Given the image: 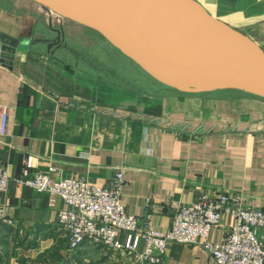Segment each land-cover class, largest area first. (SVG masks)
I'll return each instance as SVG.
<instances>
[{
    "label": "crops",
    "instance_id": "obj_1",
    "mask_svg": "<svg viewBox=\"0 0 264 264\" xmlns=\"http://www.w3.org/2000/svg\"><path fill=\"white\" fill-rule=\"evenodd\" d=\"M195 1L225 26L230 47L240 49L236 32L264 48V0ZM36 3L0 0V33L29 42L12 67L0 63V122L9 111L0 158L11 178L0 192V264H132L89 243L71 251L57 221L64 200L22 182L38 173L106 186L122 171L127 213L158 232L170 228L179 206L204 194L264 211V98L236 89L183 91L159 80L152 92L111 84L55 56L65 33L50 48L57 36L43 34L41 15L53 31L52 13ZM231 224L225 218L211 240L221 242ZM163 264L212 258L201 246L171 243Z\"/></svg>",
    "mask_w": 264,
    "mask_h": 264
},
{
    "label": "water",
    "instance_id": "obj_2",
    "mask_svg": "<svg viewBox=\"0 0 264 264\" xmlns=\"http://www.w3.org/2000/svg\"><path fill=\"white\" fill-rule=\"evenodd\" d=\"M36 1L100 33L168 86L189 92L236 89L264 98V59H247L230 47L221 33L225 26L195 0ZM121 24L132 38L121 33ZM52 30L57 40L50 48L61 42V31ZM28 43L0 33V63L12 67L18 49Z\"/></svg>",
    "mask_w": 264,
    "mask_h": 264
},
{
    "label": "built area",
    "instance_id": "obj_3",
    "mask_svg": "<svg viewBox=\"0 0 264 264\" xmlns=\"http://www.w3.org/2000/svg\"><path fill=\"white\" fill-rule=\"evenodd\" d=\"M8 124L9 111L4 109L0 136H7ZM26 165L24 175L28 177L31 158ZM10 182L0 158V192H5ZM22 182L37 192H50L64 200L66 208L59 211L57 221L71 251L89 243L127 256L132 264H163L169 244L180 243L201 246L210 254L212 264H264V211L241 207L225 194H204L192 204L179 206L170 228L158 232L127 213L122 204V171L106 186L92 185L83 179L54 180L44 173ZM228 217L232 222L229 230L221 242H213L211 233ZM141 243L144 249L140 251Z\"/></svg>",
    "mask_w": 264,
    "mask_h": 264
},
{
    "label": "rangeland",
    "instance_id": "obj_4",
    "mask_svg": "<svg viewBox=\"0 0 264 264\" xmlns=\"http://www.w3.org/2000/svg\"><path fill=\"white\" fill-rule=\"evenodd\" d=\"M36 2L42 6L38 1ZM41 16L45 28L43 34L55 38L56 32L48 29L49 18L45 13ZM51 17L54 21L51 27L65 33L62 43L66 45L55 52V56L64 61V64H75L85 72L93 73L111 84L132 91L152 92L157 89V86H154V82L158 81L156 78L144 71L135 61L122 55L123 53L100 33L56 12H52ZM121 31L125 36H131L128 28L121 27ZM237 36L240 44L238 52L264 59L263 47L254 42L247 43L239 35Z\"/></svg>",
    "mask_w": 264,
    "mask_h": 264
},
{
    "label": "bare ground",
    "instance_id": "obj_5",
    "mask_svg": "<svg viewBox=\"0 0 264 264\" xmlns=\"http://www.w3.org/2000/svg\"><path fill=\"white\" fill-rule=\"evenodd\" d=\"M121 27H126V28H128V30H129L131 36H130V37L126 36V37H128V38H132V33H131L130 28L121 24V25H119V30H120V31H121ZM121 33H122V31H121ZM122 34H123V33H122ZM123 35H124V34H123ZM124 36H125V35H124ZM237 52H238V51H237ZM238 53H239L242 57H245V58H247V59L252 58V57L247 56V55H245V54H242V53H240V52H238Z\"/></svg>",
    "mask_w": 264,
    "mask_h": 264
},
{
    "label": "flooded vegetation",
    "instance_id": "obj_6",
    "mask_svg": "<svg viewBox=\"0 0 264 264\" xmlns=\"http://www.w3.org/2000/svg\"><path fill=\"white\" fill-rule=\"evenodd\" d=\"M61 31V30H60ZM62 36H63V34H62V31H61V40H62Z\"/></svg>",
    "mask_w": 264,
    "mask_h": 264
}]
</instances>
